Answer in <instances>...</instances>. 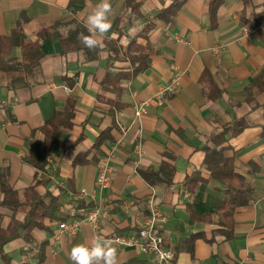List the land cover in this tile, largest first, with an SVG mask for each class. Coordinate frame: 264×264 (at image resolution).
<instances>
[{"label":"crops","instance_id":"1","mask_svg":"<svg viewBox=\"0 0 264 264\" xmlns=\"http://www.w3.org/2000/svg\"><path fill=\"white\" fill-rule=\"evenodd\" d=\"M180 1L136 0L140 18L125 10L126 0H110L112 28L93 60L83 51L62 54L55 35L44 41L40 66L25 77L24 85L12 89L0 80V182L19 194L22 206L26 190L34 187L47 202L57 198L61 207L28 238L21 231L6 244L0 264H72L69 252L78 243L96 236L137 238L153 194L167 216L161 233L165 246L177 253L174 264H264V92L252 103L247 101L248 89L264 71V20L255 25V19L264 16V0H252L255 9L242 0H224L216 27L208 0H185L172 21L155 17ZM98 3L0 0V39L11 36L19 19L23 46L35 43L40 32L56 24L66 36L75 27L73 22L87 28V16ZM146 19L154 24L147 35ZM245 27L251 34H244ZM134 41L150 53V67L139 74L124 57ZM116 44L122 51L114 58ZM21 56V47L12 48L10 58ZM176 75L178 91L160 99ZM216 88L221 95L212 100ZM71 97L73 129L61 136L62 146L46 155V171H39L27 158L43 148L42 127L65 109ZM147 100L155 103L137 119L135 107ZM111 104L117 106L115 113ZM241 118L248 127L239 136L222 145L211 140ZM216 146L224 148L225 157L234 161L236 172L255 191L252 203L236 210L229 241L217 235L224 229L214 223L216 218H208L219 209L226 189L206 168L204 149ZM105 163L112 180L101 188L97 182ZM165 165L174 169L170 186H151L139 173ZM189 177L201 180L195 193L187 189ZM4 198L0 190V201ZM96 207L103 208L98 230L86 223L75 235L60 230L61 223L83 220ZM0 214L2 230H8L13 218L25 219L24 208L14 212L0 207ZM114 246L119 264L148 261L136 246Z\"/></svg>","mask_w":264,"mask_h":264},{"label":"trees","instance_id":"2","mask_svg":"<svg viewBox=\"0 0 264 264\" xmlns=\"http://www.w3.org/2000/svg\"><path fill=\"white\" fill-rule=\"evenodd\" d=\"M246 7L251 6L256 8L252 0H242ZM185 0L180 2H174L173 5L166 10L156 14V18L160 16H168L169 20L178 13L180 8L184 5ZM224 0H208L210 17L212 25L216 27L218 21V13ZM139 4L136 0H126L125 10H132L135 16L139 14ZM142 19H145L142 16ZM264 20V16L259 15V18L255 19V25H259ZM147 24L144 27L143 34L147 35L154 28V24L147 20ZM172 21V20H171ZM74 28L66 35L59 33L60 24H56L52 29L42 31L38 34V40L27 46H23V23L21 19L18 20L17 26L12 32L11 36L0 39V80L8 82V88L17 89L18 86L24 85L25 77L29 76L40 66L41 60L44 57L43 43L48 39H52L53 36L58 35L60 44L62 47V54L69 52H85L88 56V60H93L95 57V51H90L86 48L78 39L81 33L88 35L87 28L83 25L73 22ZM21 47L22 56L20 58H10L12 48ZM113 49V57L116 58L122 51L116 44ZM8 57V58H7ZM124 57L129 59L134 66H136L135 74H139L150 67V53H147V49L139 46L135 41L131 43L124 53ZM108 78H111L109 74ZM12 86H11V85ZM72 85V84H71ZM74 86V84H73ZM256 89V91H253ZM264 92V71L263 74L256 79L254 84L248 89L249 103L255 98L256 94ZM221 91L216 88L211 95L212 100H216L220 97ZM126 106H123V108ZM117 106L111 104V113L116 112ZM253 108H257L254 106ZM75 98H69V101L63 111H57L54 117L42 127V132L45 136L44 146L41 150H37L31 157L27 158V162L39 171H46L49 166L47 161V154L55 147L62 146L61 136L65 132H69L73 129V120L75 117ZM248 127L244 118L236 119L232 124L225 126L222 133H216L211 140L216 141L217 145L226 143L229 139L239 136ZM98 145H100V140ZM206 155V168L211 172V178L222 183L226 189L224 190V198L219 209L214 215L208 216L210 220L224 230L217 233L221 236L223 234L224 241H229L234 236V215L237 209L250 205L253 201L254 187L247 181V179L241 174L236 172L234 161L225 157L224 148L209 149ZM141 176L151 185L170 186L173 181L174 169L170 166H164L156 171L152 168L141 169L139 171ZM198 176L199 173H194L193 176ZM1 178V177H0ZM196 178V177H195ZM201 183V180L193 177H189L186 181L188 191L195 193L197 187ZM0 190L4 194V200L0 201V207L17 211L19 209H25V219L22 222L12 219L11 225L8 230H2L0 228V253H3V248L9 242L19 238L21 231H23L26 238L29 237L30 231L37 227L42 228L43 221L47 217H51L52 210L57 214L61 212L60 205L57 198H51L49 202L44 197L39 196L34 187H30L26 190V203L22 206L18 200V193L10 188L5 182H0ZM90 207V206H89ZM88 208V207H87ZM82 217H79L81 219ZM4 215L0 214V226ZM176 253V252H175ZM177 254V253H176Z\"/></svg>","mask_w":264,"mask_h":264},{"label":"built area","instance_id":"3","mask_svg":"<svg viewBox=\"0 0 264 264\" xmlns=\"http://www.w3.org/2000/svg\"><path fill=\"white\" fill-rule=\"evenodd\" d=\"M244 34H251V29L244 28ZM180 86V75H176L170 82V84L164 88L159 98L163 99L166 96L175 95ZM155 103L153 100H147L135 107V116L140 119L148 113V107ZM110 169L107 164H102L101 172L98 178V185L101 188L109 187L111 184ZM83 195H86V191H82ZM148 212V218L140 228L137 238H127L123 236L114 237L112 240L114 244L119 247H133L136 246L140 252L148 257L146 264H174L175 253L172 249L165 246L164 237L162 235V229L167 222V216L162 211L160 204L153 194L146 203ZM103 216V208L96 207L87 213V216L83 220H73L71 222H63L60 224V230L69 235H75L80 226L86 223L94 230H98L100 220Z\"/></svg>","mask_w":264,"mask_h":264},{"label":"clouds","instance_id":"4","mask_svg":"<svg viewBox=\"0 0 264 264\" xmlns=\"http://www.w3.org/2000/svg\"><path fill=\"white\" fill-rule=\"evenodd\" d=\"M113 6L110 0H100L86 19L88 35L78 39L90 51L104 47V37L112 28ZM72 264H119L118 249L112 239L94 237L88 243H78L69 252Z\"/></svg>","mask_w":264,"mask_h":264}]
</instances>
